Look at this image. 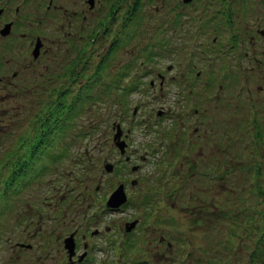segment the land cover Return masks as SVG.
<instances>
[{
  "label": "rangeland",
  "instance_id": "374dc122",
  "mask_svg": "<svg viewBox=\"0 0 264 264\" xmlns=\"http://www.w3.org/2000/svg\"><path fill=\"white\" fill-rule=\"evenodd\" d=\"M222 1L95 0L92 7L98 16V28L102 30L97 33L99 44L89 50L88 45L79 47L81 50L79 54L84 55L88 51L90 54H100L92 61L96 63L102 60L100 80L97 82L88 78L78 85L84 89L82 94L85 99L73 102V107L76 103L78 107L76 116L70 118L67 114L69 119L66 118V120L72 127L67 129L63 122H59L60 124L54 128L57 132H51V135H55L48 143L45 142L47 147L41 150L42 157L39 159V164L46 167V174L41 179L22 187L15 199L8 201L1 210L8 209L12 205L17 213L16 216L21 218L27 214V207L31 206L35 213H43V227L54 223L53 208L55 206L48 199L52 191H60L65 184L70 186L71 180L73 181L76 176L74 181H77L79 186H82L83 180L88 183V189L85 188L83 193L86 191L93 193V185L98 177L96 175L99 169L98 161L101 157V154L97 153L98 146L102 148L111 140V126L116 122L120 129L118 141L123 144L126 161L140 166H135L134 173L131 172V174L126 173L125 170L123 172L120 166L119 173L123 174V178L135 179L132 183L135 187L132 195L127 194L128 202L126 200V203L119 204L126 205L123 211L119 212L118 207H115L111 217L125 218L128 223L131 222L130 219L133 220L129 232L131 231L136 241H141V244L136 247L137 252L150 248L156 263L169 264L174 248L164 249V255L162 256V253L159 256L155 244L159 235H166V232L171 230L175 236L172 242L177 245L180 243L182 233L190 235L191 244L194 245V258L200 257V264H205V261H201L204 258L201 257L212 260L220 251L224 252L226 246L220 247L219 241L227 235V247L229 245L231 247L227 254L224 253L226 264H264V220H261L264 218V52L258 54V51H262L264 42L259 40L256 54L253 55L250 51L248 56L243 58L244 62L241 66L247 69L245 73L242 70L229 71L226 73L229 75L222 80L218 75L209 74L211 69L207 67L208 55L214 54L218 49H224L223 43H231L228 39L229 35L224 34V31L227 33L226 28L220 31L219 26L216 25L219 19L224 20L223 13L226 8L232 12L230 19L233 28L236 22L238 29L246 28L245 33L247 31L256 38L261 31L264 32V0ZM113 4L115 6L112 9ZM102 6L107 7L106 14L102 11ZM196 11L200 13L201 27L193 53L194 57H190L185 51L190 46L188 42L192 34L191 19ZM107 14L109 15L107 19L102 21ZM168 23L171 26H167ZM104 28H107V34H103ZM50 34H52L51 31ZM214 36L216 39L212 42ZM107 38L113 41V48L104 52L107 48L105 44L109 41ZM147 48L150 49L148 52ZM243 49L247 50V46H243ZM236 50L240 51L238 48ZM201 52L204 55H201ZM64 56L62 51L51 46L48 60L52 63V67L56 62L51 73L58 72L57 64H62ZM221 56V52L218 54V59L211 56L213 65L217 63L216 60L220 61ZM72 66L73 64L69 67L72 68ZM132 66H138L140 70L137 73L138 77H131ZM185 66L188 68L195 66L200 69L194 84H190V91L189 86H183V78L179 75ZM168 68L170 70H167ZM89 69L88 74L92 75V67ZM157 74L165 76L162 88L159 87L160 78ZM66 76L67 74L63 78ZM138 79L140 83L136 82ZM210 81L214 83L215 88L217 83L224 85L217 100H205L203 97V93L211 92V85L208 84L210 87L203 89L200 84ZM149 82L152 84L150 85ZM46 86V88L49 86L50 89H54V86L48 82ZM58 86L56 85L55 89H58ZM78 86H71V98L75 96ZM248 88L256 108L255 119L250 130H247L248 125L245 124L247 120L245 102L248 94L246 89ZM100 89L104 92L102 93ZM153 94L155 99L152 98ZM26 97L36 103L35 93H30ZM110 100L114 104L111 110L107 108V102ZM188 101H191L195 108L197 107L195 113L198 121L196 123L193 117L182 113ZM133 107L136 109V115L133 117V122H130ZM30 108L29 110L26 105L24 120L22 117L15 118L11 124L15 125L12 133L17 136L22 133L19 129L20 122L24 121L25 135L29 136L31 122L44 114L45 107L41 109L38 104H33ZM159 109H166L167 115L164 117L165 120L160 117L162 119L160 124H155L153 118L156 116L155 111ZM187 119L192 121V126L198 127L199 130L193 141H187V150L179 147V157L174 156L173 163L169 166L170 170L176 173L179 171V175H175L172 180L176 194H173L172 199L170 197L166 202L165 209L164 207L159 209L160 216L157 221L147 230H141L139 224L142 222L140 218L138 220V217H142L141 212L146 215L150 205L141 204L142 209L139 210L132 202L149 196V191L165 183L161 178L164 166L161 165L157 169L148 148L155 145V139L159 136V131L164 130L165 123L169 124L165 126V129L171 132L179 124L182 128V123ZM147 120H152L153 123L150 124V131L143 133L139 126ZM18 121L19 123H16ZM79 127L88 132L81 131L84 134L73 139L72 135L77 134L73 133V130L75 128L74 132H76ZM211 131H215L217 136H215V142L214 138L210 137ZM85 133L86 136H84ZM244 141L248 142L246 147ZM16 145L17 143L12 142L13 149H16ZM85 145L86 148H84ZM84 151L93 157L91 161L93 169L88 172L87 178L83 176L85 172L81 166L86 164ZM139 154L143 156V161L139 159ZM220 161L227 163L224 168L226 176L217 183L215 179L207 180L206 174L214 176L218 173L220 176L223 171L221 165L217 169L213 167L214 162L219 164ZM112 165V171L106 173L107 177L114 173L115 164ZM71 167L73 171L69 172ZM254 170L256 181L251 187L245 175ZM135 171L140 174V177H136ZM242 182L250 187L249 193L245 194L239 190ZM127 184L131 187L129 182ZM80 193H82L81 190ZM187 200L188 205H186ZM47 203H50L49 207ZM240 217L245 221L244 223L240 221ZM29 220L28 217L20 220L13 219L10 212L8 216L0 219V262L2 261V264H45L43 257L37 263L33 259L36 255L34 247L25 249L13 243L19 240L28 244L30 240L25 236V231L28 229L26 224L30 222ZM31 220L36 221L37 217L32 215ZM228 226H234L237 233L231 234L227 229ZM145 231L148 235L143 234ZM260 232L262 236L257 246L256 238L259 237ZM39 240L38 237L32 242L39 243ZM213 247L217 248L215 254L211 253ZM102 253L96 251L91 264H107L104 262L111 261L109 254L105 256Z\"/></svg>",
  "mask_w": 264,
  "mask_h": 264
},
{
  "label": "flooded vegetation",
  "instance_id": "af4514ba",
  "mask_svg": "<svg viewBox=\"0 0 264 264\" xmlns=\"http://www.w3.org/2000/svg\"><path fill=\"white\" fill-rule=\"evenodd\" d=\"M94 2L95 0H0V219L8 216L9 212L10 216L16 220L25 219V217L30 219V222L26 224L28 229L25 231V236L30 240L28 244L19 240H15L13 243L25 249L34 247L36 255L33 256V259L36 263L43 257L45 264H91L95 252L101 251L105 256L109 254L111 261L104 262L107 264H158L154 261V255L150 248L141 249L137 252L136 247L141 244V241H136L131 231L129 232L131 227L125 218L114 219L111 217L115 208L106 204L108 195L118 183L124 185L126 195H132L134 192L135 186L129 187L127 184V182L130 183L132 177L123 178V174L119 173V170H121L120 166H122L123 172L125 170L128 173L127 163H123L125 162V157L122 158V161L119 162V167L109 177L104 172L96 173L98 177L97 182L93 185V193L88 191L83 193L85 188L88 189V183L83 180L82 186H79L78 182L74 181L76 176L73 181L71 180L70 186L65 184L60 191H52L48 199L55 206L53 208L55 221L49 226L44 225L43 227V213H35L31 206L27 207V214H24L21 218L16 216L17 213L12 205L8 209L1 210L8 201L12 198L15 199L22 187H26L30 182L41 179L46 174V167L39 164V159L42 157L41 152L47 145L28 146V136L25 135L26 126L24 121L20 122L21 126L19 129L22 130V133L17 136L12 133V128L15 127V125H11L13 120L20 117L22 119L23 117L25 118L26 105H28L29 110L33 104H38L42 109V105L46 106V104L56 103V99L60 97H63L62 101L64 102L83 100L85 99L82 94L84 89H81V86L78 85L82 84L85 79L88 80V78L97 80V82L100 80L102 60L99 59L100 61L96 63L92 62L100 54H90L88 51L99 44L97 33L102 31L98 28V16L92 7ZM109 8L111 12V6ZM102 11L106 14L107 7L102 6ZM108 14L107 16L105 15L106 18L103 16V19H105L102 21L107 19ZM235 29V44L228 42L230 44L228 51L230 52H226V49H221V59L220 61L216 60L217 63L215 62V65L212 63V54L208 55L209 69H211L209 74L212 76L218 75L222 80L229 75L226 74L229 71L242 70L245 73L247 69L241 66L244 62L243 58L247 57L250 51H252L253 55L256 54L259 40L264 42V32L262 31L255 38L253 35L248 34L247 31L245 33L246 28L238 29L236 22ZM50 31L52 34H50ZM107 33V28H104L103 34ZM107 39L109 40V38ZM215 39L216 37L214 36L212 42ZM86 45H88V53L80 55V48ZM262 45L263 49L258 51L259 55L264 52V43ZM51 46L65 54L62 64H57L59 69L56 70L58 72L54 74L51 72H53L56 62L53 63L52 67V63L48 60ZM105 46L107 48L104 49V52L112 50L113 41L110 39ZM211 46L214 45L211 44ZM243 46H247V50H244ZM236 48L240 49V51L238 52ZM218 54H215L214 58L218 59ZM74 62H76V65H74ZM72 64L73 66L70 68L69 66ZM90 67L93 69L92 75L88 74ZM189 67H183L179 75L183 78V86H189L188 90L190 91V84H194L200 69L195 66ZM167 70H170V68ZM130 73L131 77H138V75H135L133 68ZM66 74V78H63ZM157 76L160 78L159 87L162 88L161 85L164 83L165 76L164 74H157ZM46 82L53 85L54 89H50L51 87L49 86L46 88ZM136 82L140 83L139 79ZM149 84L151 85L152 82H149ZM208 84L211 85V92L206 93V97L217 100L218 94L224 85L217 83L218 85L215 88L213 86L214 83L211 81L201 83L203 89H208L210 87ZM56 85H59L58 89H55ZM71 86H78L77 92L72 98L70 97L72 94ZM100 90H102V93L104 92L103 89ZM248 91L249 88L246 89L247 93ZM30 93H35L36 103L35 101L31 102L30 98L26 97ZM245 104L247 108L245 124L248 125L247 130H250L253 126L256 111L254 98L251 93L247 94ZM161 110L163 113L162 119L165 120L164 117L167 115V110ZM196 111L197 107L195 108L193 103L188 101L182 113L183 115L187 113L193 117V121L196 123L198 121ZM187 121L188 119L184 120L182 128H180L179 124L171 132L165 129V126L169 125L165 123L164 132L159 136V140H161L160 147H163L168 168L172 165L174 156L179 157V147L187 150L188 142L190 140L193 141L198 133L199 128L192 126L193 123L187 124ZM144 122L151 124L150 120ZM16 123H19V121ZM215 136V131H211L210 137L214 138V142L217 137ZM12 142L17 143L16 149H13ZM247 143L244 144L245 147ZM84 148H86V145ZM110 149H108L106 158L113 162L117 158L118 153L114 148ZM30 151H35V153L30 154ZM83 154L88 155L87 152ZM138 157L143 161L141 154ZM220 165L223 169L220 176L215 173L211 177V180L215 179L216 183L226 176L224 168H226L227 163L225 161H220L219 164L214 162L213 167L217 169ZM92 169L93 165L90 172ZM71 171H73V167L69 169V172ZM169 172L171 173L170 177L179 175V171L176 173L170 168ZM83 176L87 178L89 175L84 174ZM207 177L208 174H206L205 178L207 179ZM245 177L251 187L255 185V170L246 174ZM244 184L245 182L240 183L239 190L247 194L250 192V187ZM161 186L149 191V196L147 195L132 202L134 207L139 210L142 209L141 204L146 205L148 203L150 205L148 213L143 215L141 212L143 218L141 216L138 217V220L140 218V222H142L139 224L141 230H147L152 226L160 216L158 215L160 213L159 209L166 208V202H168L169 198L166 197V189H161ZM80 190L83 194L80 193ZM173 194H176L174 190ZM127 198L129 199L128 195ZM187 203L189 204V201L186 202V205H188ZM46 205L49 207L50 203ZM125 206L118 205L119 212L123 211ZM32 215L37 217L36 221L31 220ZM261 220H264V218H261ZM130 221L133 222L132 219ZM143 234L148 235V232L145 231ZM261 236L262 232L256 238L257 246L260 243L258 240ZM38 237L40 239L39 243L32 242ZM174 237L171 230L167 231L166 235H159L156 239L157 244H155L158 255L161 256L164 249L171 250L174 248L172 249V258L169 264H200V257L194 258L193 256L194 245L191 244V236L182 233L178 245L172 242ZM227 244V242L225 243L224 235L220 239L219 245L222 248L226 246V248L224 252L220 251L218 254L220 257L216 255L212 260L201 257L202 259L204 258L201 261H205V264H226L224 253L227 254L230 251V245L227 247ZM215 251H217V248L213 247L211 253L215 254ZM0 264H2V261Z\"/></svg>",
  "mask_w": 264,
  "mask_h": 264
},
{
  "label": "trees",
  "instance_id": "16d2710c",
  "mask_svg": "<svg viewBox=\"0 0 264 264\" xmlns=\"http://www.w3.org/2000/svg\"><path fill=\"white\" fill-rule=\"evenodd\" d=\"M134 2H137V0H134ZM222 2H225L224 0ZM114 4L112 5V9L114 8ZM111 9V10H112ZM223 15L225 16L227 23L223 22L221 19L217 22V25H220L219 27L222 28V26L225 28H229L231 31L230 33V39L233 41V44H235L236 35H235V28H233L232 20L230 19L232 16V12L230 9L226 8ZM201 27V26H200ZM202 33V32H201ZM203 55V54H202ZM63 97H60L59 99H56V103L53 104H46L44 114L43 116H39L35 121L31 122L30 129V135L28 136V146L37 147L38 144H45V138L48 136V133L54 129L57 124H60L59 122H63L64 126L67 128L72 127L70 124H68V121L66 120L74 116H76V111L78 107L76 105L73 107L74 101H68L64 102L62 101ZM45 105H42V109ZM69 111V113H68ZM69 117H68V115ZM71 114V115H70ZM67 116V117H66ZM46 132V133H45ZM35 151H30V154H34Z\"/></svg>",
  "mask_w": 264,
  "mask_h": 264
},
{
  "label": "water",
  "instance_id": "95a60500",
  "mask_svg": "<svg viewBox=\"0 0 264 264\" xmlns=\"http://www.w3.org/2000/svg\"><path fill=\"white\" fill-rule=\"evenodd\" d=\"M118 135H119V132L116 134V136ZM117 143L119 144V146L122 147V143H119V142ZM108 168H110L109 165H108ZM123 202H125V195H123L122 186H120L116 190H114V192L111 194V197L109 198L108 203L115 206L116 204L123 203Z\"/></svg>",
  "mask_w": 264,
  "mask_h": 264
}]
</instances>
